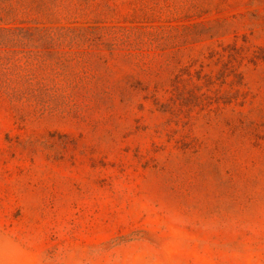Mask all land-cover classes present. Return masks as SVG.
<instances>
[{"label":"rangeland","instance_id":"rangeland-1","mask_svg":"<svg viewBox=\"0 0 264 264\" xmlns=\"http://www.w3.org/2000/svg\"><path fill=\"white\" fill-rule=\"evenodd\" d=\"M92 1L119 40L0 70V264H264V0Z\"/></svg>","mask_w":264,"mask_h":264},{"label":"trees","instance_id":"trees-1","mask_svg":"<svg viewBox=\"0 0 264 264\" xmlns=\"http://www.w3.org/2000/svg\"><path fill=\"white\" fill-rule=\"evenodd\" d=\"M91 6L92 0H0V70L29 83L37 71L71 68L75 45L93 37L119 40L116 29L87 25L89 20L78 17ZM7 82L3 92L12 102L46 100L37 88Z\"/></svg>","mask_w":264,"mask_h":264}]
</instances>
